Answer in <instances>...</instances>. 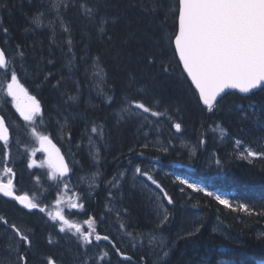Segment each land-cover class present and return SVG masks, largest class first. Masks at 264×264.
<instances>
[{
	"label": "trees",
	"instance_id": "1",
	"mask_svg": "<svg viewBox=\"0 0 264 264\" xmlns=\"http://www.w3.org/2000/svg\"><path fill=\"white\" fill-rule=\"evenodd\" d=\"M48 2L49 0H0V4L7 6L6 10L0 11V27L8 29L7 36L0 32V46L8 52L16 51V45L23 46L27 54L25 67L28 72L18 70V76L29 94L39 100L43 111V125L40 124V118H37L36 130L41 135H50L63 151L73 173L84 174L81 170L85 174L91 170L96 171L85 134L86 128L93 122L105 126L106 141L101 147L100 170L108 179L118 172L127 173V180L116 193L120 201L116 206L127 209L126 216L118 219L115 213L105 215L107 211L103 210L102 205L98 206L103 199L102 191L108 195L106 190H102L97 198L84 200L85 212L78 216L79 220L94 218L93 228L97 234L107 235L110 242L116 243L121 237L124 238V243L119 244L116 249H108L103 241L94 243L89 254L95 256L107 251L111 257L110 264H154L146 243L141 246L140 237L133 241L127 235L128 232L133 235L143 234L152 229L156 232L163 231L164 235L168 233L171 251L167 264H209L210 261L215 264V261L221 259L233 260L237 264H263L264 236L259 234L264 233V217L225 208L214 198L181 185L172 174L164 171H155L153 175L172 197V205L162 200L154 186L140 191L138 186H133L131 178L135 166L146 168L153 159H161L165 166L169 164L172 169L204 180L209 189L227 193L234 206L247 203L255 206V210L259 212L261 206H264V160L254 159L249 163L248 160L239 159L234 151V140L240 138L245 146L261 151L264 150V130L252 123L242 124L236 118L234 108L249 103H254L257 109L264 108V92L257 91L249 98L235 92L228 93L220 101L219 109L209 114L198 104L193 90L189 88L190 82H185L186 75L182 74L181 65L172 59L170 49H165L167 59L171 61L169 74H160L159 64H147L144 57L154 49L151 41L143 34L148 28V18L135 6L137 0H109V15L119 17L117 23L108 26L111 42L107 38L101 40L76 9H70L64 14L65 25L72 34L73 50L78 57L87 50L92 57L101 56L106 65L108 81L114 85L116 98V102L109 106L97 96L92 81L85 77L82 63L77 61L79 70H73L70 76L62 54V49L67 51V34L58 21L53 26L56 31L55 42L52 39V29L44 27L31 30L30 19L38 11H45L48 18H54L55 13L47 11ZM48 18L44 20L45 25L48 24ZM118 51L122 53L121 61L114 58ZM41 58L44 62H40ZM49 59L52 60L51 64L46 63ZM129 71L136 72L140 83L147 86L148 94L144 97L146 103H150L155 96L172 109L173 121L182 123L181 133H176L171 127L173 121L168 120L160 121L158 131L141 128L144 123L142 120L117 123L115 113L120 106ZM49 72L52 75L45 82L44 75ZM61 77L65 79L61 81L60 87H54ZM75 81H79L78 92ZM8 82L10 77L5 78L4 72L0 71V114L10 130L7 151L3 143H0V157L8 156V164L16 175L18 189L59 186L61 179L47 181L26 163L25 148L31 145L29 136L33 125L22 124L21 120L13 119L15 109L5 93ZM69 95H78L79 99L69 100ZM65 117L68 118L69 127L65 129V137H60L56 131L57 120L63 122ZM211 125L222 127L227 136L218 138L220 133L211 132ZM69 131L71 142L66 138ZM146 131L149 132L147 140L157 145H166L171 139L175 149H170L165 154L151 146L142 148L141 145L146 142ZM201 138L206 139L204 145L198 144ZM193 146L196 147L195 155L190 157L189 152ZM141 152L143 157L139 155ZM216 159L221 161V166L215 164ZM178 162L192 168L177 167ZM106 202L108 203V199ZM165 208L168 222L161 229L158 225ZM121 223L126 225L123 230L120 228ZM189 232L194 234L186 237L185 234ZM164 237L167 238L166 235ZM67 241L65 235L66 246L70 245ZM72 242L73 240L70 241L71 244ZM75 251L76 248L74 253ZM68 254L69 252L66 256L71 258ZM221 254L225 255L222 257ZM124 255L131 259L123 261L121 257Z\"/></svg>",
	"mask_w": 264,
	"mask_h": 264
},
{
	"label": "snow or ice",
	"instance_id": "2",
	"mask_svg": "<svg viewBox=\"0 0 264 264\" xmlns=\"http://www.w3.org/2000/svg\"><path fill=\"white\" fill-rule=\"evenodd\" d=\"M109 6V0H49L47 11L48 13L54 12V18H48L45 11H38L30 19V27L32 31L44 27L52 29V39L55 42L56 31L53 26L58 21L64 33L67 34V51L62 49V54L70 76L73 70H79L77 61L82 63L84 75L92 81V87L97 96L102 98V102L111 106L116 102L115 88L114 85L109 84L108 72L102 57L99 55L92 57L87 50L78 57L73 50L71 31L65 25L64 20V14L67 11L76 9L80 16L88 21L97 32L101 40L107 38L111 42L112 37L109 34L108 26L117 23L119 17L109 15ZM135 6L148 18V28L143 34L146 39L151 41L154 50L145 55L144 59L147 64H159L160 74H169L171 61H168L165 49H170L172 59L176 64L182 66V74L186 73L184 80L185 82L190 80L189 88L193 90L198 104L204 110L209 113L218 110L220 101L225 95H228L226 90H238V93L244 94L245 98H249L257 91L264 92V0H137ZM6 7L5 4H0V11L6 10ZM46 18H48L47 25L44 24ZM0 32L7 36L8 29L0 27ZM114 58L121 61L122 53L118 51ZM26 60L27 54L22 45H16V51L13 52H8L5 48L0 47V71L4 72L5 78L10 77V82L6 86L7 96L15 101L16 109L23 120L33 125V134L36 135L40 145L38 150L47 155V164L52 172V180L68 178L73 173V168L65 161L60 149L53 143L50 135L37 134L35 127L37 118H40V124L43 125L42 106L35 96L29 94L18 76V70L24 73L28 72L25 67ZM40 62H44L43 58ZM46 63L51 64L52 60L49 59ZM51 75L50 72L44 75L45 82ZM64 79L61 77L54 87H60L61 81ZM75 84L78 92L79 81H75ZM123 91L120 106L115 113L117 123L142 120L144 123L141 124V128L147 127L149 131L154 129L158 131L161 120L173 121L172 109L162 100L153 96L150 103L145 102L144 97L148 94V88L140 83L136 72H127V83ZM110 93L112 94L110 95ZM68 99L77 101L79 96L69 95ZM178 111L179 109H177ZM234 113L242 124L252 123L264 130V108L257 109L254 103L241 104L234 108ZM57 125V135L65 137V129L69 127L68 118L65 117L63 122L58 119ZM171 127L175 129L176 133L182 132L181 122L173 121ZM85 134L90 146L89 154L93 160V167L96 168L93 173L95 182L89 185V189L94 190L99 187L100 183H105L108 193L106 215L115 211V215L122 218L127 215V209L115 207L120 203L116 193L121 190L123 183L127 180V173L126 171L118 172L111 179H107L99 168L101 147L106 141L104 125L93 122L86 128ZM148 135L149 132H144L146 142L141 145L142 148L151 146L156 151L165 154L170 149H175L171 139L167 141L166 145H157L147 140ZM226 136L227 133L221 127L218 138L222 139ZM66 138L71 142L70 131ZM157 139L159 138L157 137ZM9 140V129L5 126L4 119L0 117V141L3 142L5 151H7ZM205 143L206 139L204 138L198 141L199 145ZM79 146L77 145V147ZM129 151L131 152L132 149ZM195 151L196 147L193 146L189 152L190 157L195 155ZM234 151L239 159L248 160L249 163L254 159L264 160V150L255 151L251 146H245L240 138L234 140ZM139 155L143 157V152ZM34 163L33 161L28 164V167L31 168ZM150 163L156 168L163 167L162 161L159 159L150 161ZM215 164L219 167L221 161L216 159ZM129 167H131V162H129ZM5 172L12 173V169L5 168ZM175 179L193 192L212 197L218 204L234 212L264 217V206H261L259 212L255 210V206L247 203H239L234 206L227 193L210 190L209 186L201 181L191 180L179 174L175 176ZM138 180L140 181L139 185H137ZM132 183L133 186H138L140 191L154 186L157 193L162 196V200H166L168 205L173 204L172 197L154 178L149 169L139 165L135 166ZM0 194L3 197H12L17 200L29 212L35 209L44 212V208L29 199L28 196L14 195L11 180L7 184L0 183ZM150 199L152 198L150 197ZM68 203L72 209L83 208V204L78 202L69 201ZM49 216L51 221L59 222L58 233L71 234L70 238L75 240L76 251L71 264H110L111 257L107 251L95 256L89 254L94 242L99 243L102 239L109 240L107 235L101 236L96 233L92 226L94 218L88 223L89 230L85 231L80 225L70 222L60 211L54 215L50 213ZM167 222L168 215L165 208L158 227L162 229ZM53 227L55 228L56 225ZM120 228L123 230L126 225L121 223ZM193 234L189 232L185 236L190 237ZM33 235L34 232L22 230L16 223H11L6 218L0 217V239L4 240L7 252V256H0V264H30L29 253L33 248ZM127 235L133 241L141 237L140 243L143 246L142 237L145 234L133 235L128 232ZM259 235L264 236V233ZM147 237V244L150 246L148 251L156 257L155 264H167L171 251L169 242L164 239L162 233L158 236L155 231L148 233ZM48 243L53 244L54 241L49 239ZM55 243L58 244L59 240ZM133 247H135V243H133ZM224 255L221 254L222 257ZM41 264H57V261L52 257H46L41 261ZM209 264H213V262L210 261ZM215 264H229V261L221 259L215 261ZM232 264H236V262L233 261Z\"/></svg>",
	"mask_w": 264,
	"mask_h": 264
},
{
	"label": "flooded vegetation",
	"instance_id": "3",
	"mask_svg": "<svg viewBox=\"0 0 264 264\" xmlns=\"http://www.w3.org/2000/svg\"><path fill=\"white\" fill-rule=\"evenodd\" d=\"M1 162L2 160L0 161V169L2 167L3 170H5V168H8L9 164H8L7 155L4 156V162L2 163ZM2 173L5 176H3V178L0 179V183L7 184L9 180H11L13 182L14 195L28 196L29 199L39 203L40 206L44 208V212H40L38 209L29 212V210L24 209L23 206L20 205L17 200L13 199L12 197H3V195L0 194V217L6 218L11 223H16L22 230L34 232V235L32 236L33 248L31 250V253H29L30 264H41V261L46 257H52L57 261V264H71L72 259L66 256L68 252L65 251L64 246L66 245H64L63 242H65V235L68 239L67 241L68 244H70V241L74 239L70 238L68 233L66 234L58 233L59 222L51 221L49 216L50 212L47 214V212L45 211L49 207L51 206L55 207L57 205L55 203V200H57L56 197L60 187L50 186V187L18 189V187L16 186L17 178L13 170L12 173H7L5 171H2ZM9 177L10 179H8ZM102 186L103 184L100 183L98 188L91 190L93 192L92 193L89 192V199L97 198L99 191L102 190L101 188ZM83 199L85 200L86 197ZM53 225H56V227L54 228ZM49 239H52L54 243L49 244L48 243ZM57 240H59L58 244L55 243V241ZM74 242L75 241H73L72 244L75 246L76 243L74 244ZM103 242L106 243L108 249H112V248L116 249L119 245V243H115V242H106L104 240ZM5 247L6 245L4 243V240L0 239V256H7ZM37 259L39 260V262Z\"/></svg>",
	"mask_w": 264,
	"mask_h": 264
},
{
	"label": "rangeland",
	"instance_id": "4",
	"mask_svg": "<svg viewBox=\"0 0 264 264\" xmlns=\"http://www.w3.org/2000/svg\"><path fill=\"white\" fill-rule=\"evenodd\" d=\"M5 93H7L6 90H5ZM9 98H10V101L12 102V105L14 106L15 113H16L15 117H13V119L14 120H17V119L21 120L22 124H24V123L29 124V122L24 121L23 118L20 116L19 112L16 109L15 101H13L11 97H9ZM213 131L220 133V127L218 128V126H212L211 132H213ZM37 134H40V133L37 132ZM29 140H31V145H27L26 148H25L26 160H27L26 163L30 164V163H32L34 161L35 163L33 164V166L31 168L34 169L37 174L39 173V174L43 175L44 178L47 181L52 180V178H51L52 172H51V169L48 167L47 157L45 156V153H43V152L38 150L40 145H39L38 140L36 139V135L33 134V131H32V133L29 136ZM33 153H35V155H33ZM4 156L5 155H2L1 160L4 159ZM2 168L0 169V179L3 178V176H5L2 173V171H5V170H3ZM8 168H11V167L8 165ZM160 169L161 168L154 167L152 164L150 166V170H152L153 172H155L156 170H160ZM165 170L167 172H169V173L172 172L174 177L177 174H179L182 177L186 176V177H188L191 180H198V181H201L203 184H205L204 180H200V179L194 178V176L190 175L189 173L182 172V171H177L175 169H173V171L172 170L169 171V169H165ZM152 171H151V173H152ZM94 172L95 171L93 170V172H89V173H87L85 175L84 174H79V173H73L70 178L61 179V181L58 183L60 189H59V191L57 193V197H56L57 200H55V203L57 205L55 207L51 206L47 210H45L47 212V214L49 212L51 214H55L57 211H60V212H62L65 215L66 218H68L70 220V222L76 223V224L80 225L83 230L88 231L89 230L88 229V223H89V221L91 219H89V217L83 218L81 220H79L77 218V216L80 215L85 210V208L72 209L68 202L69 201H71L72 203H77L78 202L80 204H83V207H84L83 198H85L86 195L88 196L89 192H91V193L93 192L91 190H88V187H89V185H91L90 183H94L95 182L93 177H92ZM10 177L8 179H10ZM54 181H56V180H54ZM65 185H67V187H65ZM184 186L186 187V185H184ZM57 201H59V203H57ZM113 213H115V211H113ZM92 222H93V220H92ZM93 224H95V222H93ZM68 235H69V237L71 236V234H68ZM144 237H143V239L146 241V244H147L148 237L145 236V235H144ZM120 239L121 240L118 241V242L120 244L124 243L123 242L124 238H120ZM73 241H75V240H73ZM74 244H75V242H74ZM147 246H149V245L147 244L146 248H147ZM74 247L76 248V246H74L71 243H70V245L65 246V251L69 252L70 257L72 256L71 254L74 253V250H75ZM148 253H151V252L149 251ZM151 255L150 256L152 258L155 257L153 254H151ZM72 257H71V259H72ZM224 260H227V259H224ZM155 261H156V258H154L153 262H155ZM228 261H229V264H232V262H233V260H228Z\"/></svg>",
	"mask_w": 264,
	"mask_h": 264
},
{
	"label": "bare ground",
	"instance_id": "5",
	"mask_svg": "<svg viewBox=\"0 0 264 264\" xmlns=\"http://www.w3.org/2000/svg\"><path fill=\"white\" fill-rule=\"evenodd\" d=\"M38 1H39V0H38ZM89 82H90V81H89ZM77 94H78V93H77ZM97 102H98V101H97ZM53 105H54V104H53ZM82 114H83V113H82ZM63 115H64V114H63ZM99 117H100V116H99ZM82 120H83V118H82ZM115 121H116V120H115ZM76 124H77V123H76ZM213 124H214V123H213ZM221 125H222V124H221ZM211 126H212V125H211ZM213 126H214V125H213ZM84 128H85V127H84ZM211 137H212V136H211ZM212 140H213V139H212ZM210 141H211V140H210ZM214 141H216V140L214 139ZM84 143H85V142H84ZM84 146H85V145H84ZM86 148H87V147H86ZM83 149H84V147H83ZM79 154H80V153H79ZM91 158H92V157H91ZM88 160H89V159H88ZM91 160H92V159H91ZM154 160H156V158L153 159V161H154ZM159 160L162 161L161 159H159ZM225 160H226V159H225ZM89 162H90V161H89ZM82 163H83V162H82ZM82 163H81V164H82ZM92 163H93V162H92ZM84 164H85V163H84ZM88 164H89V163H88ZM162 165H163V167H162L160 170H156V171H162V172L164 171L166 174H172V172L169 173V172H167V171L165 170V169H169V171H170V170L173 171V169L170 168V167L168 166L169 164H168L167 166H165V164H164L163 161H162ZM176 165H177V164H176ZM82 166H83V164H82ZM150 166H151V164H149V165L146 167V169H149V170H150ZM182 166H184L183 168H185V169H190V168H192L191 166H187V165H183V164H182ZM182 166H181V167H182ZM90 167H91V165H90ZM99 167H100V166H99ZM81 168H82V167H81ZM87 168H88V167H86V169H87ZM126 168H127V167H126ZM90 169H91V168H90ZM90 169H89V171H90ZM95 169H96V168H95ZM163 169H164V170H163ZM249 169H250V167H249ZM77 170H78V169H77ZM124 170H125V168H123V171H124ZM247 170H248V169H247ZM81 171H83V173L85 174L84 170H81ZM86 171H88V170H86ZM101 171H102V170H101ZM150 171H152V170H150ZM90 172H93V171L91 170ZM77 173H78V172H77ZM87 173H88V172H87ZM153 173H155V172L152 171V174H153ZM177 173H178V172H177ZM79 174H80V173H79ZM131 174H132V173H131ZM129 175H130V174H129ZM129 175H128V176H129ZM172 175H173V174H172ZM81 176H82V175H81ZM92 177H93V176H92ZM92 177H91V178H92ZM172 177L175 179L174 175H173ZM91 178H90V179H91ZM107 179H108V178H107ZM109 179H111V178H109ZM131 179H132V178H131ZM131 179H130V180H131ZM175 180H176V179H175ZM137 182H140V181L138 180ZM102 184H103V186L101 187L102 190H106V184H105V183H102ZM88 190H90L89 187H88ZM102 190L99 191V194L101 193ZM146 191H147V190H146ZM106 192H107V191H106ZM103 193H104V194H103ZM257 193H258V192H257ZM99 194H98V195H99ZM101 195H103V197H102L103 199H102V201L100 200V203H98V206H101V205H102L103 210H104V211H107V205H108V203L106 202L107 198H106V200H105V198H104V195H106V193H105L104 191H102V194H101ZM101 195H100V196H101ZM256 195H257V194H256ZM88 196H89V195H88ZM88 196L86 195V199H85V200H88V201H89V200H91V199H89ZM106 196H108V195H106ZM257 196H258V195H257ZM92 199H93V198H92ZM253 199H254V198H253ZM256 199H257V198H256ZM144 200H145V199H144ZM254 200H255V199H254ZM132 201H133V200H132ZM149 201H150V200H149ZM92 202H93V201H92ZM96 202H97V201H96ZM142 202H143V201H142ZM144 202H145V201H144ZM255 202H256V201H255ZM95 204H96V203H95ZM150 206H151V205H150ZM178 206H179V205H178ZM115 207H117V206H115ZM99 208H100V207H99ZM117 208H118V207H117ZM160 208H161V207H160ZM100 210H101V208H100ZM155 211H156V210H155ZM189 213H190V212H189ZM105 215H106V214H105ZM195 216H196V215H195ZM21 218H22V217H21ZM118 219H120V218H118ZM207 220H208V219H207ZM30 222H31V221H30ZM205 222H206V221H205ZM176 223H177V222H176ZM130 227H131V226H130ZM105 228H106V227H105ZM117 228H118V227H117ZM128 228H129V227H128ZM138 228H139V227H138ZM151 230H152V229H151ZM151 230H150V231H146V232L143 233V234H145V236H147L148 233L153 232V230H152V231H151ZM114 231H115V230H114ZM112 232H113V231H112ZM165 232H166V230H165ZM121 233H122V232H121ZM155 233H157L158 235H160V234L162 233L163 237L166 235L167 238L164 237V239H167V241H169V240H168V236H167L168 233L165 234V235H164V232H163V231H161V232H159V231L156 232V231H155ZM114 235H115V234H114ZM119 236H121V235H119ZM143 237H144V236H143ZM143 237H142V238H143ZM121 238H122V237H121ZM144 238H145V237H144ZM169 238H170V237H169ZM118 239H119V238H118ZM140 239H141V237H140ZM119 240H121V239H119ZM143 240H144V239H143ZM126 241H127V240H126ZM126 241H125V242H126ZM123 242H124V241H123ZM63 243H65V242H63ZM116 243H119V242L117 241ZM144 243H146L145 240H144ZM169 243H171V241H170ZM41 244H42V243H41ZM60 244H61V243H60ZM119 244H120V243H119ZM126 244H127V243H126ZM62 245H63V244H62ZM64 245H67V244H64ZM121 245H122V244H121ZM124 245H125V244H124ZM146 245H147V244H146ZM146 245H145V246H146ZM169 246H170V249H171V245H170V244H169ZM64 247H65V246H64ZM118 247H119V246H118ZM175 247H176V246H175ZM120 248H121V247H120ZM54 249H55V248H54ZM146 249H147V251H148L149 246H147ZM63 250H64V249H63ZM66 250H67V249H66ZM54 252H55V251H54ZM148 252H149V251H148ZM30 253H31V252H30ZM65 253H66V252H65ZM149 254H152V253H149ZM51 255H52V254H51ZM66 255H67V254H66ZM68 255H69V254H68ZM73 255H74V254H73ZM126 256H128V255H126ZM151 256H152V255H151ZM67 257H69V256H67ZM71 257H72V256H71ZM128 257H129V256H128ZM65 258H66V257H65ZM154 258H156V257H154ZM38 259H39V258H38ZM38 259H37V260H38ZM129 259H131V258L129 257L128 260H129ZM64 260H65V259H64ZM66 261H68V260H66ZM69 261H70V260H69ZM110 261H111V260H110ZM153 261H154V260H153ZM38 262H39V260H38ZM65 263H66V262H65ZM132 263H133V262H132ZM153 263H155V262H153ZM124 264H125V263H124ZM126 264H127V263H126Z\"/></svg>",
	"mask_w": 264,
	"mask_h": 264
},
{
	"label": "water",
	"instance_id": "6",
	"mask_svg": "<svg viewBox=\"0 0 264 264\" xmlns=\"http://www.w3.org/2000/svg\"><path fill=\"white\" fill-rule=\"evenodd\" d=\"M1 47V46H0ZM178 59V58H177ZM181 68H182V66H181ZM184 75H186V73H184ZM189 82H190V80H189ZM226 92H228V93H237V94H239L240 96H244V94H240V93H238V90H226ZM209 114H211V113H209ZM0 117H2V115L0 114ZM3 119H4V117H2ZM4 121H5V119H4ZM5 126L7 127V125H6V121H5ZM9 129V128H8ZM9 135H10V130H9ZM53 141V140H52ZM0 142H2V141H0ZM53 143L56 145V147L57 148H59V146L53 141ZM60 149V148H59ZM60 152H61V154L64 156V154H63V151L60 149ZM46 157H47V155H46ZM64 158H65V156H64ZM65 161H66V159H65ZM67 162V161H66ZM182 166V164L180 163V162H178L177 163V167H181ZM182 167H184V166H182ZM3 184H5V183H3ZM129 257L128 256H124V257H122V259L124 260H126V259H128Z\"/></svg>",
	"mask_w": 264,
	"mask_h": 264
}]
</instances>
